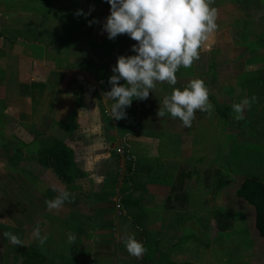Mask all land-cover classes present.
Returning a JSON list of instances; mask_svg holds the SVG:
<instances>
[{"label":"crops","instance_id":"crops-1","mask_svg":"<svg viewBox=\"0 0 264 264\" xmlns=\"http://www.w3.org/2000/svg\"><path fill=\"white\" fill-rule=\"evenodd\" d=\"M214 2L218 28L200 58L180 67L176 85L157 83L147 99L132 101L125 118H112L121 131L114 134L117 143L123 139L133 157L130 175L122 171L118 181L123 167L103 165L104 127L87 133L85 120L73 114L85 76L95 106L111 108L115 101L106 93L112 69L119 56L136 54L137 42L127 34L108 38L107 0H0V166L10 169L0 179V219H7L0 224L24 242L17 246L5 238L0 264H166L160 236L178 235L197 217L211 219L208 209L196 211V203H206L192 187L205 170L197 165L218 161L208 168L212 175L248 169L264 183V102H254L251 113L246 108L239 121L232 108L247 98L248 77L258 79L255 90H264V46L258 42L264 37L239 31L235 40L228 3ZM77 10L87 15L77 16ZM193 79L204 80L213 108L197 111L191 127L167 112L159 117L163 100ZM58 146L72 154L65 179L40 162ZM235 174L242 177L240 186L245 176ZM61 190L72 194L71 202L49 209L46 202ZM37 226L47 236L43 245L33 237ZM126 234L151 245V252L139 259L129 255Z\"/></svg>","mask_w":264,"mask_h":264},{"label":"clouds","instance_id":"clouds-1","mask_svg":"<svg viewBox=\"0 0 264 264\" xmlns=\"http://www.w3.org/2000/svg\"><path fill=\"white\" fill-rule=\"evenodd\" d=\"M110 15L103 25L110 40L118 35L127 34L137 43L132 45L135 55L117 58L113 75L109 78L112 85L106 94L114 100L111 116L119 120L126 117L125 109L132 101L147 99L157 83L177 84L176 73L181 66L190 68L200 58V50L208 45L218 28V10L212 7L214 0H107ZM77 16L87 15L77 10ZM92 21L89 22L91 24ZM125 81L120 84V80ZM257 101L256 96L244 98L233 104L234 118L243 120L244 111ZM213 105L209 101V90L202 79H193L183 90L174 88L171 95L163 100V108L157 115L164 117L165 112L172 118H179L183 125L191 127L196 112H209ZM71 193L61 190L54 199L47 201L49 209H60L71 202ZM7 219H0L5 223ZM10 243L22 246L24 242L11 232H3ZM33 237L43 245L46 235H41L37 226ZM70 242L75 236L68 237ZM129 255L141 258L146 252L145 245L134 234L122 237Z\"/></svg>","mask_w":264,"mask_h":264},{"label":"rangeland","instance_id":"rangeland-1","mask_svg":"<svg viewBox=\"0 0 264 264\" xmlns=\"http://www.w3.org/2000/svg\"><path fill=\"white\" fill-rule=\"evenodd\" d=\"M224 1L229 5L226 11L233 22L229 26V34L232 32L235 40L236 36H241L238 32L243 26L250 25V28L251 26H264V0H253L251 3H246L245 0ZM261 31L264 32L263 29ZM81 91L83 94L80 97L81 106L73 115L85 120L83 129L87 130V133H92V129L96 126L104 127V131L100 134V143L105 149L104 155L101 156L103 165L108 170L113 164L117 166V169L123 167L120 156L116 152V147L123 142V139L119 143L115 139L117 135L114 134H120L121 131L115 123H112L111 108L95 106L90 79L86 76L81 81ZM262 99L264 102V98ZM78 126H81V123H78ZM119 131L120 133H117ZM84 140L88 144L90 137L87 136ZM87 154L88 152L85 156ZM52 156L68 170L72 163V154H68L58 146L53 149ZM210 162L206 165H197L204 167L205 170L202 174L199 172L201 177L192 182V187L196 189V192L206 196V203L203 201L196 203V211L208 209L211 212V219L203 216L197 217L196 224L190 221L184 227V231L181 230L178 235L171 238L166 236L165 239L160 236L159 245L162 246L160 250L168 253L167 259L170 261L166 264H264V238L259 235L255 226V208L236 196V190L242 177L236 176L231 170H223L212 175V169L208 168L214 167L218 161L211 160ZM122 171L126 172V177L129 175L124 167L121 168L117 171L118 181L120 174L125 176ZM9 172L10 169L6 165L0 166V179L2 180L3 175ZM241 173L245 177L255 179V175L249 170L241 171ZM218 174L219 176L216 177ZM259 174L261 175V171ZM2 229L6 227L0 224V261L4 255L7 240V238L4 240ZM159 264L163 263L159 261Z\"/></svg>","mask_w":264,"mask_h":264},{"label":"trees","instance_id":"trees-1","mask_svg":"<svg viewBox=\"0 0 264 264\" xmlns=\"http://www.w3.org/2000/svg\"><path fill=\"white\" fill-rule=\"evenodd\" d=\"M246 3H251L253 0H245ZM264 21V20H263ZM247 23V22H244ZM255 23V22H254ZM250 28L249 26H243L240 32L244 36H253V37H264V32L261 30H264V26L262 27H253ZM257 31H260V33H257ZM259 44L264 45V38L259 39ZM263 43V44H262ZM261 82H264V74L263 76H260ZM258 79L253 76V77H248L245 81L246 84V92H247V98L251 99L252 96H256L257 100L259 103H263V95H264V90H255V85L257 83ZM259 82V81H258ZM262 88V87H261ZM253 104V103H252ZM251 107L246 109L247 113H251L253 108ZM53 150L50 155H45L42 154L40 158V162L42 164H45L46 167H49L52 169L53 173L58 177L65 179L67 175V169L63 167V165L60 163L59 160H55V158L52 156ZM244 164H250L251 163V156L250 154H244L242 158ZM133 162L131 165L128 166L127 172L131 173V168H132ZM248 170V169H247ZM246 170V171H247ZM233 173H238L240 174L242 170H236L233 169ZM174 191L173 189V197L177 200V195L174 196ZM236 196L238 198L244 199L247 201L248 204L252 205L255 208L256 212V217H255V226L256 229L258 230L259 235L264 238V183L254 179L252 177L246 176L243 183L237 188L236 190ZM172 197H170L171 199ZM169 199V200H170ZM2 232H5V229H2ZM5 240V237H4ZM152 249V246L149 245L147 246V253H150Z\"/></svg>","mask_w":264,"mask_h":264},{"label":"built area","instance_id":"built-area-1","mask_svg":"<svg viewBox=\"0 0 264 264\" xmlns=\"http://www.w3.org/2000/svg\"><path fill=\"white\" fill-rule=\"evenodd\" d=\"M116 152L120 156L121 162L124 165L123 167L127 171L128 166L131 165L133 162V157L130 154L128 148L125 146L123 142H121V144L116 147Z\"/></svg>","mask_w":264,"mask_h":264}]
</instances>
